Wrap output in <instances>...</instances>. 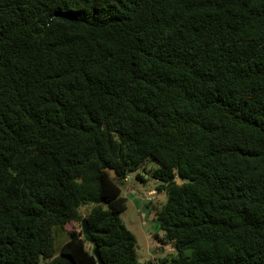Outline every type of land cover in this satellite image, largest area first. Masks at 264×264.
<instances>
[{
    "label": "trees",
    "instance_id": "trees-1",
    "mask_svg": "<svg viewBox=\"0 0 264 264\" xmlns=\"http://www.w3.org/2000/svg\"><path fill=\"white\" fill-rule=\"evenodd\" d=\"M148 159L171 264H264V0H0V264H155Z\"/></svg>",
    "mask_w": 264,
    "mask_h": 264
},
{
    "label": "rangeland",
    "instance_id": "rangeland-1",
    "mask_svg": "<svg viewBox=\"0 0 264 264\" xmlns=\"http://www.w3.org/2000/svg\"><path fill=\"white\" fill-rule=\"evenodd\" d=\"M158 168L160 165L157 162L148 159L129 176L123 188L127 209L121 213V220L136 237V258L140 263L153 261L155 264H161L162 261H167L171 264L177 255L175 246L163 241L164 234L158 229L157 223L158 214L167 201L166 193L158 191L161 183L153 177L154 171ZM86 210L82 209L84 216ZM63 236L66 240L82 237L81 225L68 224ZM88 249L91 250L90 246Z\"/></svg>",
    "mask_w": 264,
    "mask_h": 264
},
{
    "label": "water",
    "instance_id": "water-1",
    "mask_svg": "<svg viewBox=\"0 0 264 264\" xmlns=\"http://www.w3.org/2000/svg\"><path fill=\"white\" fill-rule=\"evenodd\" d=\"M106 171L110 174V176H111L112 179H115L116 178V174H115V171L114 170H112V169H106ZM82 229H83V231H84V233L86 235L89 234V230L87 228L86 220H83L82 221ZM94 256L97 259L98 264H104V262H103V260L101 258V254L99 252L98 247H95V249H94Z\"/></svg>",
    "mask_w": 264,
    "mask_h": 264
}]
</instances>
